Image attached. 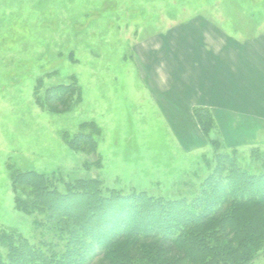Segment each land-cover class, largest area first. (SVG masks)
<instances>
[{
  "label": "rangeland",
  "instance_id": "374dc122",
  "mask_svg": "<svg viewBox=\"0 0 264 264\" xmlns=\"http://www.w3.org/2000/svg\"><path fill=\"white\" fill-rule=\"evenodd\" d=\"M202 20L243 42L264 31V0H0V234L53 241L36 224L41 215L18 210L17 170L55 173L61 192L64 183L98 178L107 189L167 200L197 196L216 154L261 172L264 132L232 133L227 118L223 131L207 109L215 124L208 138L201 132L196 143L194 134L175 135L184 147H197L186 156L146 90L142 48ZM62 90L70 92V110L50 112L57 105L48 102L49 92ZM168 105L178 127L180 106ZM85 122L99 130L94 154L65 140L88 133L80 129ZM260 259L264 248L252 262Z\"/></svg>",
  "mask_w": 264,
  "mask_h": 264
},
{
  "label": "trees",
  "instance_id": "16d2710c",
  "mask_svg": "<svg viewBox=\"0 0 264 264\" xmlns=\"http://www.w3.org/2000/svg\"><path fill=\"white\" fill-rule=\"evenodd\" d=\"M61 92H49L48 102L57 105L50 112L70 110L64 100L70 92ZM193 116L208 138L215 127L210 112L195 108ZM80 129L89 132L65 140L94 154L99 130L86 122ZM262 159L261 172H249L234 157L216 154L200 193L177 200L107 189L98 178L64 183L61 192L55 173L17 170L12 188L23 198L16 199L18 210L41 215L36 224L53 241L35 243L2 231L0 264H249L264 248Z\"/></svg>",
  "mask_w": 264,
  "mask_h": 264
},
{
  "label": "crops",
  "instance_id": "0c3cea01",
  "mask_svg": "<svg viewBox=\"0 0 264 264\" xmlns=\"http://www.w3.org/2000/svg\"><path fill=\"white\" fill-rule=\"evenodd\" d=\"M166 34L162 45L142 48L148 58H141L147 64L141 77L179 150L188 156L197 147H184L175 135L194 134L196 143L203 136L193 117L194 108L208 109L223 131L227 118L232 133L243 134L242 129L249 135L250 131L263 133L264 31L241 42L202 20ZM168 104L180 106L176 109L181 120L178 127L169 120L172 107ZM250 121L253 124L248 125ZM250 264H264V259Z\"/></svg>",
  "mask_w": 264,
  "mask_h": 264
}]
</instances>
